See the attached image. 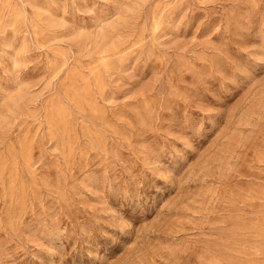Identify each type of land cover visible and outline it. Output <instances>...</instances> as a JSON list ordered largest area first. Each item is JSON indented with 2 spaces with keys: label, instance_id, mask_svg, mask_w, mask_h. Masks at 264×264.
Wrapping results in <instances>:
<instances>
[{
  "label": "rangeland",
  "instance_id": "1",
  "mask_svg": "<svg viewBox=\"0 0 264 264\" xmlns=\"http://www.w3.org/2000/svg\"><path fill=\"white\" fill-rule=\"evenodd\" d=\"M0 264H264V0H0Z\"/></svg>",
  "mask_w": 264,
  "mask_h": 264
}]
</instances>
